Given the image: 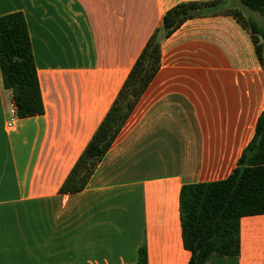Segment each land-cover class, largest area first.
<instances>
[{"label": "crops", "instance_id": "0c3cea01", "mask_svg": "<svg viewBox=\"0 0 264 264\" xmlns=\"http://www.w3.org/2000/svg\"><path fill=\"white\" fill-rule=\"evenodd\" d=\"M185 1L211 0H0V15L26 17L45 106L13 119L0 71V264H140L142 248L146 264H188L181 187L227 178L264 111V66L233 14L189 18L161 40L159 71L87 186L59 191ZM237 247L206 264H264V214L238 220Z\"/></svg>", "mask_w": 264, "mask_h": 264}, {"label": "trees", "instance_id": "16d2710c", "mask_svg": "<svg viewBox=\"0 0 264 264\" xmlns=\"http://www.w3.org/2000/svg\"><path fill=\"white\" fill-rule=\"evenodd\" d=\"M238 1L242 7L264 16V0ZM221 11L233 14L249 29L258 58L264 66V24L250 16L245 19L241 10L229 6L227 0L225 4L223 0L176 4L164 14L161 26L137 57L117 97L62 183L61 193L78 192L87 186L159 71L161 41L154 42L159 29H163L167 38L187 19ZM0 71L4 87L11 91L17 105L18 117H32L45 112L29 28L22 11L0 15ZM179 207L183 245L191 252L188 264H206L216 252H236L238 220L243 216L264 214V111L231 174L221 180L183 184ZM139 255L140 264H146L145 248Z\"/></svg>", "mask_w": 264, "mask_h": 264}, {"label": "rangeland", "instance_id": "374dc122", "mask_svg": "<svg viewBox=\"0 0 264 264\" xmlns=\"http://www.w3.org/2000/svg\"><path fill=\"white\" fill-rule=\"evenodd\" d=\"M234 7H237V6H234ZM237 8H239L241 10V12L243 13V17L245 19H247L250 16V17L254 18L255 20H257L259 23L264 24V16L261 15L260 13L253 12L247 8H244V7L240 6V4H239V7H237Z\"/></svg>", "mask_w": 264, "mask_h": 264}, {"label": "built area", "instance_id": "2783aa9c", "mask_svg": "<svg viewBox=\"0 0 264 264\" xmlns=\"http://www.w3.org/2000/svg\"><path fill=\"white\" fill-rule=\"evenodd\" d=\"M17 111H18V108H17V105L15 104V102L13 101L12 105H11V115H12V118L15 119L16 117H18V114H17ZM12 121H10L8 123L9 126H12Z\"/></svg>", "mask_w": 264, "mask_h": 264}, {"label": "water", "instance_id": "95a60500", "mask_svg": "<svg viewBox=\"0 0 264 264\" xmlns=\"http://www.w3.org/2000/svg\"><path fill=\"white\" fill-rule=\"evenodd\" d=\"M164 38V33H163V29H159V31L157 32L156 36H155V43L160 42L162 39ZM114 131H111V134H113Z\"/></svg>", "mask_w": 264, "mask_h": 264}]
</instances>
